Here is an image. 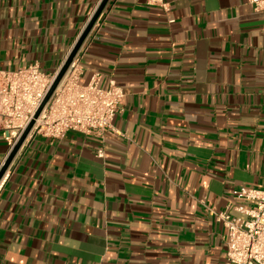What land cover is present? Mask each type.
<instances>
[{"label": "crops", "instance_id": "obj_1", "mask_svg": "<svg viewBox=\"0 0 264 264\" xmlns=\"http://www.w3.org/2000/svg\"><path fill=\"white\" fill-rule=\"evenodd\" d=\"M109 0L80 83L124 92L116 131L25 140L0 184V264H227L211 211L264 177V11ZM101 0H0V77L57 73ZM103 149L104 156L97 155ZM10 147L0 126V169Z\"/></svg>", "mask_w": 264, "mask_h": 264}, {"label": "built area", "instance_id": "obj_2", "mask_svg": "<svg viewBox=\"0 0 264 264\" xmlns=\"http://www.w3.org/2000/svg\"><path fill=\"white\" fill-rule=\"evenodd\" d=\"M147 2L170 11L164 0ZM249 3L254 10L264 11V0H249ZM57 73L45 72L33 63L5 71L0 77V126L10 152L32 121L34 124L26 139L34 134L61 138L71 131L103 138L107 132L116 131L113 121L122 109L124 92L114 83L101 88L99 73L81 84L78 55L35 118ZM97 155L103 157V149ZM234 194L251 203L234 207L243 216L211 211L226 228L227 264H264V177L261 187H241Z\"/></svg>", "mask_w": 264, "mask_h": 264}, {"label": "water", "instance_id": "obj_3", "mask_svg": "<svg viewBox=\"0 0 264 264\" xmlns=\"http://www.w3.org/2000/svg\"><path fill=\"white\" fill-rule=\"evenodd\" d=\"M108 1L109 0H101L98 8L96 9L94 15L92 16V18L90 19L89 23L87 24V26L85 27L84 31L82 32V34L80 35L79 39L77 40L76 44L74 45L72 51L70 52L67 60L64 63V65L61 67V69L57 73V76H56V78H55V80H54L49 92L47 93L42 105L38 109V111H37V113L35 115V118L38 117V115L40 114L41 110L43 109L45 104L50 99L52 93L54 92V90L56 89V87L58 86V84L60 83L62 78L64 77L66 71L68 70L70 64L72 63V61L74 60V58L78 54L79 50L81 49L83 43L85 42L86 38L88 37V35H89L90 31L92 30L94 24L96 23V21L98 20V18L102 14V12H103L105 6L107 5ZM33 124H34V121H32L30 123V125L27 127V129L23 133L22 137L20 138L18 143L15 145L13 150L10 152V154L8 155L6 161L4 162L3 166L1 167V169H0V181L3 178V176L5 175L6 171L8 170L10 164L12 163V161H13L14 157L16 156V154L18 153L19 149L23 145L24 141L26 140V138H27V136H28Z\"/></svg>", "mask_w": 264, "mask_h": 264}]
</instances>
